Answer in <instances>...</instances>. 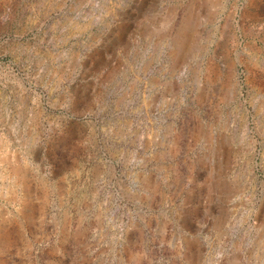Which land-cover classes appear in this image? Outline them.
<instances>
[{"label": "rangeland", "instance_id": "rangeland-1", "mask_svg": "<svg viewBox=\"0 0 264 264\" xmlns=\"http://www.w3.org/2000/svg\"><path fill=\"white\" fill-rule=\"evenodd\" d=\"M0 264H264V0H0Z\"/></svg>", "mask_w": 264, "mask_h": 264}, {"label": "bare ground", "instance_id": "bare-ground-1", "mask_svg": "<svg viewBox=\"0 0 264 264\" xmlns=\"http://www.w3.org/2000/svg\"><path fill=\"white\" fill-rule=\"evenodd\" d=\"M186 21H187V20H186ZM182 25L184 26V24H182ZM182 31H183L182 34H184V36H185V39H183L184 42H183V44H182V45L184 46V45H186L187 42L189 41V39H187V38L189 37L188 35H189V32H190L189 27H188V28H184ZM191 31H192V30H191ZM178 34H179V33H178ZM178 34H177V35H178ZM182 34H181V35H182ZM179 36H180V34H179ZM186 39H187V40H186ZM190 41H191V40H190ZM180 42H181V40H180ZM176 43H177V42H176ZM188 44H189V43H188ZM181 48L183 49V47H181ZM184 49H185V48H184ZM186 51H187V50H186Z\"/></svg>", "mask_w": 264, "mask_h": 264}]
</instances>
